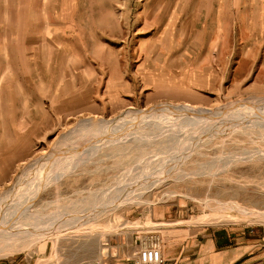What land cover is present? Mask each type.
<instances>
[{
    "label": "rangeland",
    "instance_id": "1",
    "mask_svg": "<svg viewBox=\"0 0 264 264\" xmlns=\"http://www.w3.org/2000/svg\"><path fill=\"white\" fill-rule=\"evenodd\" d=\"M253 98L264 99V0H0V199L24 189L30 166L49 162L82 122ZM167 119L170 127L50 182L29 210L73 214L119 182L170 176L144 195L148 204L34 238L0 264H116L114 249L134 255L149 233L174 224L252 229L245 240L264 244V119L228 128Z\"/></svg>",
    "mask_w": 264,
    "mask_h": 264
},
{
    "label": "bare ground",
    "instance_id": "2",
    "mask_svg": "<svg viewBox=\"0 0 264 264\" xmlns=\"http://www.w3.org/2000/svg\"><path fill=\"white\" fill-rule=\"evenodd\" d=\"M171 117L178 122L181 120L193 123L200 121L208 125L227 126V128L232 125L241 127L246 123L253 124L259 120L263 121L264 99L253 98L252 100L249 99V101L230 104L213 111L194 108L187 104H165L161 108L148 107L144 110H139V112H128L119 118L116 117L110 120L93 119L82 122L77 129L72 130V133L69 132L70 134L67 139L65 138L64 142L60 141L59 144L55 145V150L52 151L53 154L51 155L50 153L51 159L49 157V162L42 159L43 162L32 163L33 165L30 166L29 171L25 174V181L22 180L25 182L24 189L17 187L18 191L0 199V258L8 255L13 249L23 246V244L25 245V243L28 244L34 238L47 237L52 234L56 236L63 235L67 230L77 229L93 222L109 211H114L130 204H148L142 200L144 195L148 190H152L167 181L170 176L149 177V180H145L143 186L138 185V180L136 184L135 182H133L134 185L132 183L134 187L130 185L131 182L127 184V182L123 181L126 185L119 184V182L115 188L116 191L110 192L107 189L84 198L82 205L74 206L76 212L74 211L75 213L73 214L60 210L57 213L42 216L44 208H41L43 211L39 209L29 210L30 203L49 187L50 182H59L64 177L73 174L78 167L80 168L82 163H86L94 156H98L96 154L102 150H117L122 143L142 136L147 131L153 132L170 127L173 122H168L170 119L168 120L167 118ZM153 127L159 128L153 130ZM51 173H54V179L50 181L48 176ZM19 185L21 186V183ZM84 204H89L92 208L86 209ZM45 206H47L45 208L49 209L51 204L50 206ZM62 209L65 210L67 208ZM245 214L248 213L245 212Z\"/></svg>",
    "mask_w": 264,
    "mask_h": 264
},
{
    "label": "crops",
    "instance_id": "3",
    "mask_svg": "<svg viewBox=\"0 0 264 264\" xmlns=\"http://www.w3.org/2000/svg\"><path fill=\"white\" fill-rule=\"evenodd\" d=\"M158 227H170L160 222ZM171 225L162 229L163 256L169 264H264V244L252 239L254 230L215 232L193 226ZM244 238V239H243ZM138 244V243H137ZM120 245L113 250L116 264H133L134 255ZM132 261V262H131Z\"/></svg>",
    "mask_w": 264,
    "mask_h": 264
},
{
    "label": "built area",
    "instance_id": "4",
    "mask_svg": "<svg viewBox=\"0 0 264 264\" xmlns=\"http://www.w3.org/2000/svg\"><path fill=\"white\" fill-rule=\"evenodd\" d=\"M148 240L139 241V249L136 252V259L133 264H169L164 258L163 238L157 231L151 232L147 236ZM82 264H104L102 261L86 262Z\"/></svg>",
    "mask_w": 264,
    "mask_h": 264
}]
</instances>
